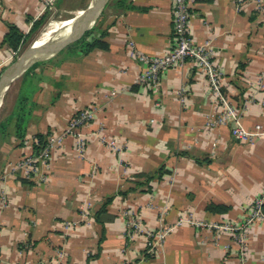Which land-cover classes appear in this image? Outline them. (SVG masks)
<instances>
[{
	"label": "crops",
	"instance_id": "0c3cea01",
	"mask_svg": "<svg viewBox=\"0 0 264 264\" xmlns=\"http://www.w3.org/2000/svg\"><path fill=\"white\" fill-rule=\"evenodd\" d=\"M66 3L0 0V71L24 47L4 43L11 26L28 34ZM173 7L174 0H109L95 23L107 47L84 53L75 41L8 87L0 113V264H264V221L247 226L243 258L232 233L213 226L242 224L264 192V134L244 143L232 123H219L224 108L190 61L163 72L156 88L136 81L143 62L130 52L168 50ZM189 34L210 42L242 124L264 132V0H244L239 10L236 0H196ZM85 108L95 117L81 129L82 151L67 139L44 178L12 170L38 135L61 132ZM128 210L142 227L132 238ZM180 218L194 223L148 253V233Z\"/></svg>",
	"mask_w": 264,
	"mask_h": 264
},
{
	"label": "built area",
	"instance_id": "2783aa9c",
	"mask_svg": "<svg viewBox=\"0 0 264 264\" xmlns=\"http://www.w3.org/2000/svg\"><path fill=\"white\" fill-rule=\"evenodd\" d=\"M243 1L244 0H236V9H240ZM51 2L52 0H47V4H51ZM195 2L196 0H174L172 17L173 41L167 51L159 54H144L136 51L130 52L132 58H138L143 62V68L136 81L138 84H147L150 87L156 88L163 72L170 68L182 69L187 62H192L197 68L204 72L211 91L224 108L219 118V123H232L231 132L236 139L244 143L252 142L256 137L264 134L261 125L257 124L255 130H248L242 124L241 107H236L228 95L223 91L222 80L224 71L221 67L217 66L213 60L210 42H205L203 44L197 43L189 34L191 8ZM259 86L264 87L262 81L259 83ZM179 96L180 102H185L183 91L179 93ZM94 117L95 112L92 108H85L76 112L61 132L47 137L40 149L34 150L32 146L23 157L12 163V170L18 171L20 175L24 177L40 176L44 178L43 167L50 163L54 153L62 148L67 139L73 138L76 150H83L85 138L81 129L83 126L90 123ZM151 121L154 122L155 120L152 119ZM107 143L115 146L113 141L107 140ZM125 215L128 217L126 235L128 238H132L133 232L140 229L142 230V227L133 210L125 211ZM256 221H264V192L255 200L251 211L242 224H213V226L220 231H230L232 233V236L239 245L240 255L243 258L247 243L246 228ZM185 222L194 223L190 218H180L172 226H162L157 234L148 233L150 237V240L148 239V253L154 254L157 244L172 230Z\"/></svg>",
	"mask_w": 264,
	"mask_h": 264
},
{
	"label": "water",
	"instance_id": "95a60500",
	"mask_svg": "<svg viewBox=\"0 0 264 264\" xmlns=\"http://www.w3.org/2000/svg\"><path fill=\"white\" fill-rule=\"evenodd\" d=\"M108 2L109 0H92L90 6L83 9V18L78 26L61 31L40 45H36L35 39L1 75L0 97L5 94L12 82L22 76L35 62L82 38L94 26Z\"/></svg>",
	"mask_w": 264,
	"mask_h": 264
},
{
	"label": "trees",
	"instance_id": "16d2710c",
	"mask_svg": "<svg viewBox=\"0 0 264 264\" xmlns=\"http://www.w3.org/2000/svg\"><path fill=\"white\" fill-rule=\"evenodd\" d=\"M47 19V14H45L42 18H40L37 22H35L28 34H25L18 28L17 26H11L10 31L7 33L4 39V43L8 45L13 51H17L20 47L24 46L27 40L36 32ZM96 32V24L88 30L82 38L77 40L74 43L75 46H78L82 49L84 53H88L96 48H105L107 47V43L100 38L95 36ZM4 70L0 71V77L3 74ZM23 117H20V120L17 123V133L20 138L24 136L25 126L23 124ZM47 137L43 135H38L36 138V142L33 144L34 150L40 149L41 145H43L46 141Z\"/></svg>",
	"mask_w": 264,
	"mask_h": 264
},
{
	"label": "bare ground",
	"instance_id": "6f19581e",
	"mask_svg": "<svg viewBox=\"0 0 264 264\" xmlns=\"http://www.w3.org/2000/svg\"><path fill=\"white\" fill-rule=\"evenodd\" d=\"M97 1V0H95ZM84 11L81 8L76 9L75 11L71 12L70 16L73 18L67 19H60L59 21H53L46 23L40 27V32L42 34L36 36L37 43L36 45H40L44 41L48 40L50 37L56 35L57 33L69 29L71 27L78 26L83 18ZM39 31V30H38ZM44 33V34H43ZM1 104V102H0ZM2 107V106H1Z\"/></svg>",
	"mask_w": 264,
	"mask_h": 264
},
{
	"label": "rangeland",
	"instance_id": "374dc122",
	"mask_svg": "<svg viewBox=\"0 0 264 264\" xmlns=\"http://www.w3.org/2000/svg\"><path fill=\"white\" fill-rule=\"evenodd\" d=\"M92 0H67V3L65 5V7L67 8L66 10H64L63 12H60V13H57L58 9L57 8H53V10H49V12L47 13V16L52 13V11H55V13H53L52 15L49 16V22H53V21H59L60 19H67V18H73L71 17L70 13L75 11L76 9L78 8H81L82 10L89 7L90 4H91ZM56 7V6H55ZM84 11V10H83ZM44 23H48L47 22H44ZM36 35V32H34V34H32V36L27 40V42L25 43L23 49L21 50V53L20 55L25 51V49L32 43V41L34 39H36L35 37ZM19 55V56H20ZM5 97V94L3 96L0 97V113H1V106L3 104V99ZM11 103V101L9 102Z\"/></svg>",
	"mask_w": 264,
	"mask_h": 264
}]
</instances>
